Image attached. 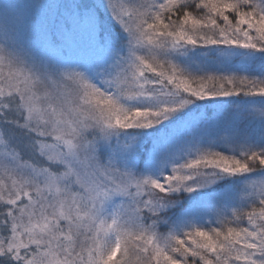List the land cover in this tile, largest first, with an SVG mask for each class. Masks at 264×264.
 I'll list each match as a JSON object with an SVG mask.
<instances>
[{
	"label": "snow or ice",
	"instance_id": "obj_1",
	"mask_svg": "<svg viewBox=\"0 0 264 264\" xmlns=\"http://www.w3.org/2000/svg\"><path fill=\"white\" fill-rule=\"evenodd\" d=\"M0 264H264V0H0Z\"/></svg>",
	"mask_w": 264,
	"mask_h": 264
},
{
	"label": "rangeland",
	"instance_id": "obj_2",
	"mask_svg": "<svg viewBox=\"0 0 264 264\" xmlns=\"http://www.w3.org/2000/svg\"><path fill=\"white\" fill-rule=\"evenodd\" d=\"M13 2H16V3H26L27 2V0H13Z\"/></svg>",
	"mask_w": 264,
	"mask_h": 264
}]
</instances>
